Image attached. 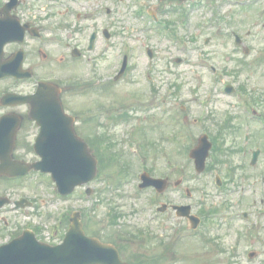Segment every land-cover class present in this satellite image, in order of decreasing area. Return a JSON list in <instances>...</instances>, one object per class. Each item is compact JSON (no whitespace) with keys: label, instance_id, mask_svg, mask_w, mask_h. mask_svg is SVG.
I'll return each mask as SVG.
<instances>
[{"label":"rangeland","instance_id":"obj_1","mask_svg":"<svg viewBox=\"0 0 264 264\" xmlns=\"http://www.w3.org/2000/svg\"><path fill=\"white\" fill-rule=\"evenodd\" d=\"M28 1L36 7L26 14H37L38 19L32 21L46 28L45 42L40 45L28 41L26 44L27 63L34 66L36 74L33 81L22 84L1 82L0 96L6 90L32 91L38 78L54 79L65 88L70 83L82 79L90 82L91 77H98L101 83H108L106 91L88 90L82 93L86 97L67 92L64 97L72 98L67 101L73 113L105 107L106 117L100 119L101 127L91 124L92 128L87 124L84 135L101 133L103 146L108 145L107 154L112 161L107 158V168L87 185L92 191L89 197L85 195L87 186H84L70 197L60 198L49 178L37 173L15 181L1 179L0 196L33 200L35 207L27 211L5 207L0 211V244L27 225L43 228V237L48 238L51 234L46 230L56 220L53 216L66 210H81L88 216V235L119 247L121 258L126 262L264 264V219L262 226L254 222L245 225L240 221L226 226L224 221L220 222V217L226 216L228 211L245 207L241 206L233 188L242 186L249 193L250 187H254L260 192L259 197L264 198V138L258 141L256 136L245 142V134L257 133L256 124L248 123L249 128H245L234 95L222 94L223 85L232 82L233 87L246 88L241 96L243 101L255 98L264 108V0H256L252 8L249 3L254 0H188L183 5L179 3L182 1L172 0H60L58 10L65 15L57 20L48 18L52 12L51 0ZM73 4L93 15L87 20H76L71 17L72 10L78 9ZM104 7L111 10V15L102 11ZM150 11L157 14L156 24L148 16ZM58 21H66L68 26L64 28L66 32L58 36L62 42L84 51L91 32H98L94 49L86 54L91 58L90 63L59 64L65 51L51 41L53 33H50L52 25L57 28ZM164 25L171 27L174 34ZM104 29L112 33L109 40L101 34ZM233 33L249 49L247 57L240 53L241 47L234 45ZM206 38H210L207 44L204 43ZM38 49L47 55V60L38 56ZM147 49L153 52L152 60L147 57ZM124 55L129 58L127 72L119 81L112 82ZM239 59H246L242 60L245 63H252L254 59L263 62L248 70L238 68L236 75L211 73L212 67L226 72L239 67L241 65L236 63ZM110 81L113 84L110 85ZM200 102L207 105L208 114L204 122L195 123ZM181 103L188 107L184 112L178 109ZM124 113L126 119L114 121L115 116ZM182 114L188 118L186 132H181L176 123ZM229 115L234 118L231 124L242 126L239 134H223L224 145L221 146L237 152L219 155L222 160L219 172L227 177L230 166L238 167L233 180L236 185L227 183L226 194H219L213 184L215 155L208 160L205 173L197 176L185 150L191 149L202 133L216 134ZM90 130L94 133L88 134ZM176 132L180 134L178 137L173 135ZM31 134L28 127L21 136L25 135L24 140H28ZM256 149L260 150V155L257 164L250 167V154ZM124 167L129 174L122 180ZM143 172L155 178H168L171 183L179 178L185 180L176 188L169 187L164 194L158 195L152 190L140 192L138 177ZM184 188L196 203L192 206L193 213L206 212L210 217L203 219L201 235H193L185 221L177 218L173 211L156 212L161 204L189 202ZM213 209L219 213L211 214ZM113 215L116 218L113 219ZM262 215L264 217V212ZM62 228H59L61 233L65 231ZM250 253L254 256H248Z\"/></svg>","mask_w":264,"mask_h":264},{"label":"water","instance_id":"obj_2","mask_svg":"<svg viewBox=\"0 0 264 264\" xmlns=\"http://www.w3.org/2000/svg\"><path fill=\"white\" fill-rule=\"evenodd\" d=\"M2 45L0 44V52ZM6 98L4 97V100ZM31 98L34 100L57 99V92L49 86L41 85L36 95ZM32 118L41 126V135L35 148L41 155L42 161L34 166L11 165L9 158L16 130L4 119L0 123V146L4 149L0 155V176L24 175L29 172L30 167L50 172L62 195L69 194L75 186L86 183L95 176L96 163L74 136L71 123L67 121L69 119L63 116L58 117L50 111L33 112ZM208 149L209 146L205 149H197L190 155L199 173L204 169ZM9 167L14 169H8ZM152 183L158 189L165 188L164 181L152 180ZM4 203L5 200L0 199V207ZM0 264L124 263L120 261L117 251L112 246L102 244L97 239L85 237L80 223L73 220L61 245L51 247L38 243L30 232H25L23 237L0 247Z\"/></svg>","mask_w":264,"mask_h":264},{"label":"flooded vegetation","instance_id":"obj_3","mask_svg":"<svg viewBox=\"0 0 264 264\" xmlns=\"http://www.w3.org/2000/svg\"><path fill=\"white\" fill-rule=\"evenodd\" d=\"M3 7V4L2 5H0V10H1V8ZM11 16L19 23V24H21V25H23V24H26V20L24 19V18H22V15H20V12L18 11V8L17 9H15L14 11H12L11 12ZM30 27H32V25L30 26ZM8 46H11V45H8ZM7 46V47H8ZM6 47V48H7ZM15 50H12V51H6V52H8L7 54H6V57L7 56H9L10 54H12L13 52H14ZM62 105L64 106V102H62ZM13 110H15V111H17V112H23V113H26V112H28V110H29V108L27 107V106H19V107H17V108H13Z\"/></svg>","mask_w":264,"mask_h":264}]
</instances>
